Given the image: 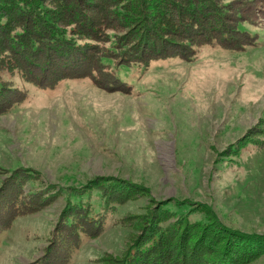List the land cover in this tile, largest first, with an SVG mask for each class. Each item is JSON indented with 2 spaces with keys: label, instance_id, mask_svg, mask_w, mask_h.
Wrapping results in <instances>:
<instances>
[{
  "label": "rangeland",
  "instance_id": "374dc122",
  "mask_svg": "<svg viewBox=\"0 0 264 264\" xmlns=\"http://www.w3.org/2000/svg\"><path fill=\"white\" fill-rule=\"evenodd\" d=\"M223 1L230 37L210 42L218 5L193 0L197 46L153 33L161 59L147 68L99 62L110 41L91 13L103 0L66 27L67 38L100 30V43L76 36L72 53L0 60V264H125L155 234L159 247L177 240L161 264H207L204 252L264 264V249L249 252L264 237V0ZM57 3L44 2L56 22ZM106 26L127 44L143 31Z\"/></svg>",
  "mask_w": 264,
  "mask_h": 264
},
{
  "label": "trees",
  "instance_id": "16d2710c",
  "mask_svg": "<svg viewBox=\"0 0 264 264\" xmlns=\"http://www.w3.org/2000/svg\"><path fill=\"white\" fill-rule=\"evenodd\" d=\"M49 1H54L55 3L56 1L58 2L56 4L58 9L56 17L58 22L54 21L56 18H50L48 15L44 14V12L50 7L44 4L45 0H0V48L3 49V53L0 54V60L2 59L9 64L19 65L22 60L25 61V59L28 58L29 60H34L36 57H39L41 52L45 49L43 46L48 49L57 47V53L55 52L57 55H54L53 53L54 57L60 56V49L63 47H67L72 53L75 49L79 48V44H74L76 36L79 40H92L100 43V39L97 37V35L101 34L100 30L95 32L88 27H86L87 29L85 31H81L78 34H70V38L66 37V27L69 25L73 26L72 24L75 23V14L73 12H76L77 8L78 12L82 11L84 13L85 10L88 11V9L85 8L86 4H89L87 6H90L92 0H79L78 7L73 4V2L71 4L72 0ZM175 2L183 4V8L180 9L179 15L173 17L168 10L175 4ZM158 3L159 2L156 0H114L113 4L110 5L103 0V13L100 8H96V6L94 7L96 13H91V24L95 20L103 22L97 26L103 27V44H106V38L110 41L108 43L109 45L107 44L108 46L105 45L106 55L108 56H103V58L99 60L100 63L102 59H116L121 60L123 63L137 64L138 66L147 68L150 61L161 59L160 56L158 58H151L149 56L150 49L147 47L148 41H146L148 37H151L150 35L156 32L158 33V31L159 33H163L164 36L162 39L165 41L167 39L165 37L173 36L176 38H182L180 45H184L186 48L193 49L197 46L198 40L195 39L194 33L198 29V19L188 14L191 12V7L193 10L196 9L194 11H197V14L198 12L200 13L202 5H195L193 0H175L172 1V3L166 2L164 6L163 4ZM213 3H216L219 7H215V11L218 10V15L215 16L213 14L217 19V23L229 22L228 19H225V17H228L229 4L223 0H211V4ZM112 9H114L113 13L110 12L113 11ZM110 13L113 14L111 17ZM211 17L212 16L209 18ZM110 19L128 27V29L130 28L133 34H136L135 31H138V27L143 31L138 39H133L129 42L130 44H127L128 42L126 40H121V38L106 36L105 30L110 28L106 26V24ZM149 20L151 21L150 28L148 27L149 25H146ZM153 29H155V31ZM232 29L235 30L234 27L229 29L226 23H224L221 28H214L212 32L214 34L209 37L210 42L216 43L217 37L215 35L216 33L220 34L221 31H223L221 38L226 39L230 37L228 31ZM183 30L186 31V34L182 33ZM244 32L245 31L242 29H239V33L242 37H244ZM156 45L153 43V46ZM85 46H88V44ZM85 48L86 47H82V50ZM51 51L52 50L50 49L49 51H46V55H49ZM141 52H148V57L146 58L142 56ZM23 57H25V59ZM19 68L21 69V66H19ZM45 87H50V84L46 83ZM2 88L3 84L0 82V90ZM77 204L78 206H81L79 199L74 200L73 203L69 204V207L77 206ZM97 205L100 211L103 208V205L107 206V204L102 201ZM92 206L94 208L95 205ZM93 216L94 215L92 214H88V221ZM64 224L71 226V222L68 221H65ZM190 237L192 238L193 236ZM153 239L154 241L150 242L145 249H143L144 247L142 248L143 251H141L140 254L137 256L132 254L130 256L131 260H128V262L131 264H161V262L166 259L165 256L168 255V253L171 254L175 252V241L177 242V240H170V243L159 247L161 242L159 243L158 234H155ZM260 239L261 242H259V244L251 245L249 252H252L253 250L261 252V250L264 249V237ZM231 252L235 253L233 250L225 254V256H227V263H230L231 256L229 254ZM204 256L209 259L207 260V264H212L213 261L219 259V257L212 252L210 257L207 252H204ZM128 262H125V264H128Z\"/></svg>",
  "mask_w": 264,
  "mask_h": 264
}]
</instances>
